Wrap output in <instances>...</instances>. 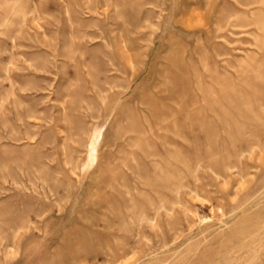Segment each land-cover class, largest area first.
<instances>
[{
  "label": "rangeland",
  "instance_id": "rangeland-1",
  "mask_svg": "<svg viewBox=\"0 0 264 264\" xmlns=\"http://www.w3.org/2000/svg\"><path fill=\"white\" fill-rule=\"evenodd\" d=\"M0 264H264V0H0Z\"/></svg>",
  "mask_w": 264,
  "mask_h": 264
}]
</instances>
